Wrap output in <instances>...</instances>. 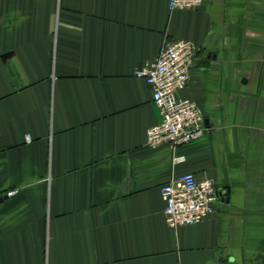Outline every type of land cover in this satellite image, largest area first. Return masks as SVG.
Returning a JSON list of instances; mask_svg holds the SVG:
<instances>
[{
	"label": "crops",
	"instance_id": "0c3cea01",
	"mask_svg": "<svg viewBox=\"0 0 264 264\" xmlns=\"http://www.w3.org/2000/svg\"><path fill=\"white\" fill-rule=\"evenodd\" d=\"M174 40L198 49L179 96L207 129L175 153L148 146L161 117L134 76ZM187 173L221 195L173 229L161 187ZM13 189L0 264H264V0H0V195Z\"/></svg>",
	"mask_w": 264,
	"mask_h": 264
},
{
	"label": "built area",
	"instance_id": "2783aa9c",
	"mask_svg": "<svg viewBox=\"0 0 264 264\" xmlns=\"http://www.w3.org/2000/svg\"><path fill=\"white\" fill-rule=\"evenodd\" d=\"M217 0H170V10H194ZM198 49L189 41L174 40L163 45L157 59L134 76L153 89V102L159 110L160 123L147 131L151 148L168 145L175 153L183 146L200 140L206 132V120L196 103L179 96L189 84ZM185 161L176 156L175 164ZM18 189L9 190L0 198H12ZM220 191L212 180H198L193 173L173 178L161 187L165 218L176 229L199 224L214 213Z\"/></svg>",
	"mask_w": 264,
	"mask_h": 264
},
{
	"label": "water",
	"instance_id": "95a60500",
	"mask_svg": "<svg viewBox=\"0 0 264 264\" xmlns=\"http://www.w3.org/2000/svg\"><path fill=\"white\" fill-rule=\"evenodd\" d=\"M5 199H7V197L0 198V203L3 202ZM227 201H229V199H227Z\"/></svg>",
	"mask_w": 264,
	"mask_h": 264
}]
</instances>
